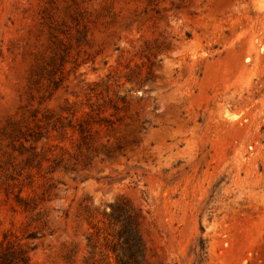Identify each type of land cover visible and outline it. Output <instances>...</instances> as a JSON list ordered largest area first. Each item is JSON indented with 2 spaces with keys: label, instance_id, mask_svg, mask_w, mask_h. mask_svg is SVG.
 I'll use <instances>...</instances> for the list:
<instances>
[{
  "label": "rangeland",
  "instance_id": "obj_1",
  "mask_svg": "<svg viewBox=\"0 0 264 264\" xmlns=\"http://www.w3.org/2000/svg\"><path fill=\"white\" fill-rule=\"evenodd\" d=\"M119 197L151 264H264V0H0V241L116 264Z\"/></svg>",
  "mask_w": 264,
  "mask_h": 264
},
{
  "label": "trees",
  "instance_id": "obj_2",
  "mask_svg": "<svg viewBox=\"0 0 264 264\" xmlns=\"http://www.w3.org/2000/svg\"><path fill=\"white\" fill-rule=\"evenodd\" d=\"M110 210L103 211L107 225L115 233L103 229V247L115 257L116 264H151L147 247L141 233L142 213L127 198L119 197L109 204ZM98 247V244H92ZM0 264H32L28 251L14 243L0 241Z\"/></svg>",
  "mask_w": 264,
  "mask_h": 264
}]
</instances>
